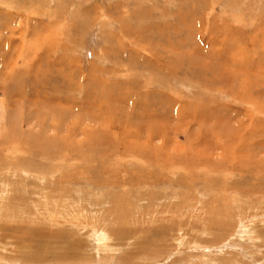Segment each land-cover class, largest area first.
I'll use <instances>...</instances> for the list:
<instances>
[{"label": "rangeland", "instance_id": "1", "mask_svg": "<svg viewBox=\"0 0 264 264\" xmlns=\"http://www.w3.org/2000/svg\"><path fill=\"white\" fill-rule=\"evenodd\" d=\"M0 264H264V0H0Z\"/></svg>", "mask_w": 264, "mask_h": 264}, {"label": "bare ground", "instance_id": "2", "mask_svg": "<svg viewBox=\"0 0 264 264\" xmlns=\"http://www.w3.org/2000/svg\"><path fill=\"white\" fill-rule=\"evenodd\" d=\"M149 137H151V136H149Z\"/></svg>", "mask_w": 264, "mask_h": 264}]
</instances>
